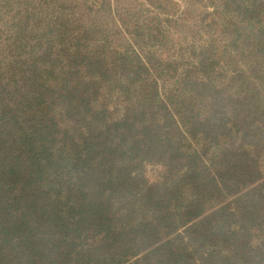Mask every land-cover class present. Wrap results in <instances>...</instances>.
<instances>
[{
    "label": "trees",
    "instance_id": "1",
    "mask_svg": "<svg viewBox=\"0 0 264 264\" xmlns=\"http://www.w3.org/2000/svg\"><path fill=\"white\" fill-rule=\"evenodd\" d=\"M225 2L249 60L220 81L205 53L163 99L81 19L6 25L0 264H264V0Z\"/></svg>",
    "mask_w": 264,
    "mask_h": 264
},
{
    "label": "rangeland",
    "instance_id": "2",
    "mask_svg": "<svg viewBox=\"0 0 264 264\" xmlns=\"http://www.w3.org/2000/svg\"><path fill=\"white\" fill-rule=\"evenodd\" d=\"M29 9L36 10L31 26L42 23L40 30L60 18L68 25L78 19L93 25L99 44L104 41L109 51L126 53L132 65L164 76L158 79L162 99L203 54L214 60L215 79L226 81L252 50L243 29L231 28L225 0H0V36L14 19L30 18ZM156 170H147L151 180Z\"/></svg>",
    "mask_w": 264,
    "mask_h": 264
}]
</instances>
